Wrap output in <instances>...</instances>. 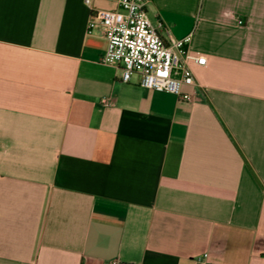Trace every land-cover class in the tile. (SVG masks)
<instances>
[{
  "label": "crops",
  "instance_id": "crops-1",
  "mask_svg": "<svg viewBox=\"0 0 264 264\" xmlns=\"http://www.w3.org/2000/svg\"><path fill=\"white\" fill-rule=\"evenodd\" d=\"M117 8L0 0V264H264V0L149 1L190 101L103 62Z\"/></svg>",
  "mask_w": 264,
  "mask_h": 264
},
{
  "label": "built area",
  "instance_id": "built-area-1",
  "mask_svg": "<svg viewBox=\"0 0 264 264\" xmlns=\"http://www.w3.org/2000/svg\"><path fill=\"white\" fill-rule=\"evenodd\" d=\"M91 1L86 0L88 4ZM149 1L117 0V9H92L88 34L101 31L107 40L102 60L117 66L124 82L137 75L143 87L172 92L190 101L192 95L183 92L184 85L196 82L190 61L205 64L207 57L191 52L187 46L189 37L165 39L161 34L164 24L154 23L149 14ZM200 264L208 261L202 259Z\"/></svg>",
  "mask_w": 264,
  "mask_h": 264
}]
</instances>
